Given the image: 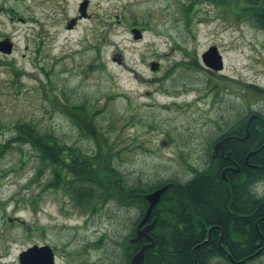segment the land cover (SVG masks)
Here are the masks:
<instances>
[{
  "label": "rangeland",
  "instance_id": "1",
  "mask_svg": "<svg viewBox=\"0 0 264 264\" xmlns=\"http://www.w3.org/2000/svg\"><path fill=\"white\" fill-rule=\"evenodd\" d=\"M189 1L0 0V38L15 45L0 53V143L25 123L94 155L91 117L127 187L188 182L222 131L264 116V28L226 6ZM213 45L221 71L202 59ZM74 105L88 108L81 125L63 113ZM38 157L15 142L0 153V264H19L36 245L50 246L56 264L130 261L125 241L136 237L140 208L123 197L85 204L72 185L49 187ZM253 189L264 195V181ZM247 264H264V255Z\"/></svg>",
  "mask_w": 264,
  "mask_h": 264
},
{
  "label": "trees",
  "instance_id": "2",
  "mask_svg": "<svg viewBox=\"0 0 264 264\" xmlns=\"http://www.w3.org/2000/svg\"><path fill=\"white\" fill-rule=\"evenodd\" d=\"M204 1L190 0L187 6L196 8ZM206 1L231 8L235 14L249 15L264 28V0ZM242 3L250 8L240 9ZM87 109L85 105L64 106L63 113L75 116L74 121L81 125L80 114L88 115ZM256 115L248 126L249 116L237 119L217 139L227 138L225 148L232 160L228 164L239 168L238 172H228L227 180L222 176L227 162L221 158L217 161L210 155L205 166L195 169L188 182L168 180L151 188L127 187L112 163L110 147L103 149L106 145L103 131L91 117L90 134L98 144L94 155L63 144L55 134L40 133L25 123L15 127L16 135L7 144L0 143V153L10 142L30 146L39 154L37 173H44L45 168L51 171L49 187L63 189L72 185L69 193L85 204L95 198L104 204L123 197L122 203H133L144 214L148 207L144 194L167 185L153 210L157 216L151 233L155 245L145 251L143 264H219L223 261L247 264L264 255V195H258L253 189L255 183L264 181V116ZM210 152L213 153V146ZM209 226H213L211 231L215 235L206 241ZM131 237L125 243L132 253L148 241L142 238L138 243H130ZM226 247L229 252L224 250Z\"/></svg>",
  "mask_w": 264,
  "mask_h": 264
},
{
  "label": "water",
  "instance_id": "3",
  "mask_svg": "<svg viewBox=\"0 0 264 264\" xmlns=\"http://www.w3.org/2000/svg\"><path fill=\"white\" fill-rule=\"evenodd\" d=\"M87 2L81 4V12L84 11L86 7ZM134 33V37L138 38L141 36V33L139 30H132ZM3 46L10 45L6 41L2 42ZM203 62L206 66H208L210 69H213L215 71H221L224 68V62H223V56L219 52V49L217 46L213 45L211 46L203 55H202ZM152 69H154L152 64ZM255 117V115H252L249 119V122ZM224 142L225 140L218 141L214 145V153L217 154L220 150L221 153L224 155ZM224 159L231 160L230 153H228L226 156L224 155ZM233 171H238L239 168L233 169ZM224 178L225 172H223ZM167 185H164L162 187H159L151 192H148L144 195L145 199L149 202L148 208L145 212L144 217L139 222L136 228V237L131 238L130 242L135 243L139 241L141 238L148 239L147 243H144L140 249L134 253L130 259L131 264H143L144 258H145V251L148 248H152L155 245V241L153 237L150 235L149 231L153 228L155 225L157 219L153 218V220L149 223L148 220L152 216L153 209L158 205V203L161 200V197L163 193L167 189ZM147 223V224H146ZM144 224H146L144 227H142ZM20 263L19 264H55V257L54 252L50 246L44 245V246H33L29 247L28 249L24 250L19 257Z\"/></svg>",
  "mask_w": 264,
  "mask_h": 264
},
{
  "label": "flooded vegetation",
  "instance_id": "4",
  "mask_svg": "<svg viewBox=\"0 0 264 264\" xmlns=\"http://www.w3.org/2000/svg\"><path fill=\"white\" fill-rule=\"evenodd\" d=\"M6 10V8L2 5V4H0V15H2L3 14V12ZM9 11V10H8ZM20 21H25V20H23V19H20ZM4 40H6V42L8 43V44H10V45H5V46H3V44H2V42H5ZM9 42H8V41ZM14 47H15V45H14V43L6 36V37H4V38H0V53H6V54H10L12 51H13V49H14ZM253 120V119H252ZM251 120V121H252ZM250 122H248V124H249ZM226 139L227 138H222V139H219V140H217V141H220V140H225V142H226ZM216 142V141H215ZM225 142H224V150H225V152H224V155H227L228 154V152L226 151V148H225ZM211 155L215 158V159H217V161H218V159L219 158H221L223 161H225V162H227L226 164L224 163V166H223V169H222V176H223V172H225V176H226V178H224L225 180H227V173L228 172H238V171H233L232 170V168L233 169H235V168H238V167H236V166H234V165H231V164H228L229 162L230 163H232V160H226V159H224V155L221 153V150L217 153V154H215L214 152L213 153H211ZM224 177V176H223ZM157 218V216L156 215H154L153 213H152V217L148 220V222L147 223H149V222H151L152 220H153V218ZM146 223V224H147ZM145 224V225H146ZM143 227V226H142ZM217 227V226H216ZM154 228V227H153ZM152 228V229H153ZM212 228H213V226H209V227H207V230H208V232H207V238H206V241H208L209 239H210V237H212V236H214L215 234H213L212 233ZM152 229H151V231H150V233H152ZM222 237H223V233L220 231V235H219V239L221 240L222 239ZM145 243V242H144ZM219 244L222 246V244H221V241H219ZM227 250L228 252H229V248L228 247H226V248H224V250ZM239 249H241L242 250V246H240L239 247Z\"/></svg>",
  "mask_w": 264,
  "mask_h": 264
}]
</instances>
